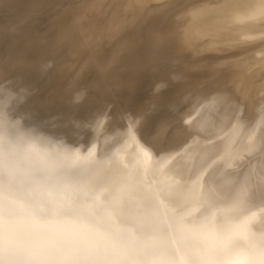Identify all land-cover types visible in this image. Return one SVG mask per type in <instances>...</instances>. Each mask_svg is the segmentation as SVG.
<instances>
[{
    "label": "bare ground",
    "instance_id": "1",
    "mask_svg": "<svg viewBox=\"0 0 264 264\" xmlns=\"http://www.w3.org/2000/svg\"><path fill=\"white\" fill-rule=\"evenodd\" d=\"M0 109L113 142L145 264H264V0H0Z\"/></svg>",
    "mask_w": 264,
    "mask_h": 264
},
{
    "label": "clouds",
    "instance_id": "2",
    "mask_svg": "<svg viewBox=\"0 0 264 264\" xmlns=\"http://www.w3.org/2000/svg\"><path fill=\"white\" fill-rule=\"evenodd\" d=\"M112 143L0 109V264H145L154 238L89 192Z\"/></svg>",
    "mask_w": 264,
    "mask_h": 264
}]
</instances>
